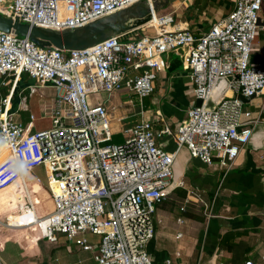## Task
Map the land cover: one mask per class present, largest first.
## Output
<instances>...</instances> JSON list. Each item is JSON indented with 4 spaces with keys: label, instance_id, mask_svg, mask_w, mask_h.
Masks as SVG:
<instances>
[{
    "label": "built area",
    "instance_id": "built-area-1",
    "mask_svg": "<svg viewBox=\"0 0 264 264\" xmlns=\"http://www.w3.org/2000/svg\"><path fill=\"white\" fill-rule=\"evenodd\" d=\"M141 1L152 5L153 0H0V14L63 32ZM263 5L264 0H235L224 20L199 34L159 24L155 15L143 26L152 27V34L119 35L70 52L0 31V88L5 78H13L14 89L26 74L38 87L57 92L51 127L35 133L14 120L12 92L0 97V190L43 166L53 200L52 211L42 216L27 195L14 212L21 218L10 223L9 216L0 226L35 228L51 244L63 235L91 252L95 264H172L169 258L156 262L148 245L155 237L156 207L172 189L178 152L185 149L191 159L229 169L253 137V121L244 122L251 113L238 95H264V67L251 60L257 32L264 31L259 20ZM171 53L182 59L201 105L187 110L174 135L167 126L156 135L150 122L142 121L125 130L122 143L113 144L108 110L90 95L123 91L139 100L151 96ZM228 77L226 92L212 110L206 109L216 82ZM164 134L172 135L173 152L158 146L157 137ZM244 264L256 263L249 259Z\"/></svg>",
    "mask_w": 264,
    "mask_h": 264
},
{
    "label": "crops",
    "instance_id": "crops-1",
    "mask_svg": "<svg viewBox=\"0 0 264 264\" xmlns=\"http://www.w3.org/2000/svg\"><path fill=\"white\" fill-rule=\"evenodd\" d=\"M234 3L235 0H174L161 11L159 24L181 26L199 34L224 20ZM259 20L264 24V5ZM148 30L151 34L155 31L150 26L142 27L130 38L149 33ZM180 59L174 53L167 56L169 67L158 72L153 94L139 100V107L133 106V126L148 121L156 135L165 126L172 135L177 132L187 110L196 104L189 72ZM251 60L264 67L263 30L257 32ZM4 81L7 84L0 88V97L12 92L10 109L14 120L29 126L31 133L49 129L50 116L57 105L56 89L38 87L26 74L14 89L13 78ZM6 87L7 92L3 90ZM123 93H113L109 110H118ZM244 109L251 113L244 122L253 121L254 133L231 168H223L217 162L205 165L191 159L185 149L178 152L171 192L154 214L156 232L148 252L156 262L169 258L172 264H244L250 259L264 264V95L244 103ZM129 126L132 125L126 129ZM172 135L158 136V146L173 152L176 146ZM2 153L1 150L0 160ZM41 168L25 172L23 180L0 190V221L15 212L27 195L39 215L52 211L49 177L47 172L42 175ZM11 194L12 205L7 200ZM56 246L42 239L35 228L9 230L0 226V264H50L53 254H57L55 260H69L68 253L56 251ZM90 264H95L93 254Z\"/></svg>",
    "mask_w": 264,
    "mask_h": 264
},
{
    "label": "water",
    "instance_id": "water-1",
    "mask_svg": "<svg viewBox=\"0 0 264 264\" xmlns=\"http://www.w3.org/2000/svg\"><path fill=\"white\" fill-rule=\"evenodd\" d=\"M174 0H153L152 5L141 1L132 6L120 9L108 16L95 20L83 27L63 32L33 26L19 18H7L0 14V31L28 38L38 47L75 51L101 43L111 37L125 35L147 25L160 10L166 8ZM232 77L219 79L212 91L206 109L212 110L215 101L226 92ZM255 95L245 97L238 95L243 103L249 102ZM197 100L195 106L199 107Z\"/></svg>",
    "mask_w": 264,
    "mask_h": 264
},
{
    "label": "rangeland",
    "instance_id": "rangeland-1",
    "mask_svg": "<svg viewBox=\"0 0 264 264\" xmlns=\"http://www.w3.org/2000/svg\"><path fill=\"white\" fill-rule=\"evenodd\" d=\"M161 11L160 10L157 13V16H161ZM150 33L151 30H148ZM181 60V59H180ZM6 92L8 91V88H3ZM113 97V94H108V93H99V94H92L90 95L91 101L95 102L94 104H99L101 103L104 105L107 110H108V119H109V124H110V131L112 134V143L113 144H118L122 143L125 139L124 136V131L126 129L127 125H132L136 121V116L134 115L135 111L133 108L134 107H139V99L136 96H133L129 94L128 92L123 93L121 96L122 99L118 102L120 105L118 106L117 111H111L109 108H111V98ZM130 123V124H129ZM130 127V126H129ZM41 171L42 175L46 176V170L43 166H41ZM12 195L11 198L7 197L8 202L11 204L12 201ZM12 205V204H11ZM60 240L58 243L53 244V245H58L56 246L57 248L55 249L56 251H61V252H66L69 255V260L66 258L61 259V260H55L57 257V254H53L52 259L50 260V264H67V261H75L76 264H79V261H83V264H90L92 262V254L90 252H82L79 248L75 246L74 243H70L69 241L66 240V237L63 235H59ZM90 239V237H89ZM93 240L97 243L99 241L98 237H93Z\"/></svg>",
    "mask_w": 264,
    "mask_h": 264
},
{
    "label": "bare ground",
    "instance_id": "bare-ground-1",
    "mask_svg": "<svg viewBox=\"0 0 264 264\" xmlns=\"http://www.w3.org/2000/svg\"><path fill=\"white\" fill-rule=\"evenodd\" d=\"M156 18V21H158V18L157 17H155ZM231 93L230 92H227V95H230ZM46 170V169H45ZM9 216H11L10 217V223H15V222H17L21 217H19L18 215H15L14 216V212H11V213H9L3 220H5V219H7L8 220V217Z\"/></svg>",
    "mask_w": 264,
    "mask_h": 264
},
{
    "label": "trees",
    "instance_id": "trees-1",
    "mask_svg": "<svg viewBox=\"0 0 264 264\" xmlns=\"http://www.w3.org/2000/svg\"><path fill=\"white\" fill-rule=\"evenodd\" d=\"M135 32H136V31L130 32V33L126 34L124 37H125L126 39H128V38L132 37L131 35H133Z\"/></svg>",
    "mask_w": 264,
    "mask_h": 264
}]
</instances>
